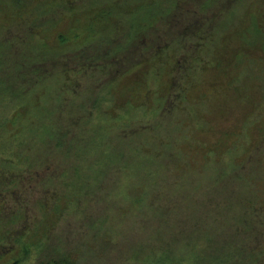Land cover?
I'll list each match as a JSON object with an SVG mask.
<instances>
[{
    "label": "rangeland",
    "instance_id": "rangeland-1",
    "mask_svg": "<svg viewBox=\"0 0 264 264\" xmlns=\"http://www.w3.org/2000/svg\"><path fill=\"white\" fill-rule=\"evenodd\" d=\"M202 1L154 0V10L166 6L174 12L168 17V29L139 31L131 39L125 31H121L125 33L122 36L116 26L110 25L105 27L103 37L85 45L90 52L65 56L62 67L72 73L61 85L64 90H58L67 100L57 91L63 79L58 71L34 82L23 95L33 113L50 108L57 115V103L61 102L65 108H75L76 113L84 112L85 121L67 125L90 124L97 132L101 125L89 110L93 101L87 93L88 99H84L78 92L89 88L95 97L102 89L112 90V111L117 109V114L106 112L116 124L88 156V165H81L87 167L84 174L90 170L99 174L103 167L91 164L100 159L103 164L109 163L106 151L111 153L112 162L95 185L96 194H85L76 216H63L57 228L51 229L44 250L32 248L19 264L42 263L49 251V257L72 256L75 264H141L147 249L167 242L172 243L173 259L180 258V264H191L193 252L199 262L207 264L218 252L224 253L223 248L237 249L232 239L236 238L237 227H242L235 224H241L240 213L246 207H260L261 226L253 227L251 233L261 230V234L259 240L255 237L249 241L242 229L241 241L235 243L242 246L241 251L259 246L264 253V0H215L201 9ZM4 2L16 7L0 19V35L27 32L29 19L33 23L49 20L51 12L61 6L98 8L103 2L110 8L121 7L112 9L113 14L119 11L127 20L154 22L145 13L148 0H72V7L66 0ZM65 10L60 8L53 14L57 21L65 18ZM104 21L96 14V31ZM120 28L128 30L127 26ZM115 43L119 50H115ZM172 43L169 52L174 53L173 58L164 59L165 54L154 64L143 60L162 56ZM4 46L0 42V47ZM52 62L60 69L63 60ZM82 66L84 70L79 69ZM117 72L114 79L107 75ZM98 73L101 75L97 78ZM159 82L162 88L168 87L163 94ZM148 83L152 87L147 88ZM188 84L184 97L183 89ZM115 92L117 98H113ZM168 93L172 95L164 102ZM74 96L77 98H69ZM118 116L121 120H116ZM75 157L65 161L63 169H69L78 160ZM56 171L52 178L59 181ZM88 222L92 228L87 227ZM17 227L11 223L0 232ZM13 235L14 242L18 237ZM137 245H143L139 247L143 249L132 258L129 251ZM71 247L72 254L68 251ZM6 252L0 249L4 254L0 263ZM249 256L243 252L238 259H221H235L231 261L235 264L247 261Z\"/></svg>",
    "mask_w": 264,
    "mask_h": 264
},
{
    "label": "trees",
    "instance_id": "trees-1",
    "mask_svg": "<svg viewBox=\"0 0 264 264\" xmlns=\"http://www.w3.org/2000/svg\"><path fill=\"white\" fill-rule=\"evenodd\" d=\"M66 1L67 4L72 3L68 4L70 7L75 4L72 0ZM161 1L168 2V0ZM182 1L175 0L176 3ZM213 1L215 0H203L200 5L201 9L208 7ZM148 3L149 6L145 7V13L152 18L154 21L152 23L142 24L138 18L127 20L125 19L127 17L123 18L119 11L117 13L114 11L113 14L112 9L116 10L121 7L116 5L110 8L103 2L98 5L99 10L91 6L80 7V9L76 6H73V9L61 6L60 8L67 9L65 10L64 19L57 21L53 16L60 9L58 7L51 12L49 20L42 18L41 23L39 20L33 23L29 19V27H26L27 32L18 30L10 35H0V42L5 45L0 47V229H3L5 225L9 227L11 223L15 226L18 224V227L13 230L0 232V249L8 250L4 262L0 264H19L28 256L32 248H34L33 250H44L46 246L45 239L50 236L51 229L57 228L63 216L70 213H74L76 216L81 198L88 192L89 195L96 194L95 185L102 180L108 164L112 162L111 153L106 151L109 163L103 164L100 159L91 164L103 167L99 174L96 171L91 172L90 169V173L84 174V169H87V167L81 166L88 165L86 162H90L91 159L88 156L99 148L101 142L106 138V134H110L112 125L116 124L106 114V112L112 111L113 108L111 104L112 90L104 91L102 89L101 93L95 97L91 96L89 88H84L81 92H78V95H81L84 99H88L87 93L93 101L94 106L89 110L94 113L97 122L101 125L100 130L97 132L90 124L79 127H69L67 125L68 122L73 125L77 123L78 125L81 121H85L84 112L76 113L75 108L70 109V106L65 108L61 102L57 103L58 108L55 107L60 112L57 115L52 113L50 108H46L40 114L33 113L31 105L22 99L23 95L26 94L34 82L54 71H58L61 72L63 79L57 91L61 97L64 96L61 92L64 90L61 85L66 83L65 79H68L72 73L70 68L62 67L66 63L65 56L74 55L77 52L83 54L84 52H90L85 45L93 42L94 39L96 41L98 37H103L106 33L105 27L116 26L117 31L122 36L125 33H121V31H125L131 39L138 36L139 31H147L154 27L155 29H168L170 22L168 17L174 15V12H170L171 8L161 6L160 9L157 8L159 10H154L153 7L156 5L154 0H148ZM8 5L10 4L2 0L0 19L4 20L5 16L9 15L8 9L14 10L16 7V4L12 5V8ZM96 14L105 20L99 27L100 31H96L93 22ZM120 26H127L128 30H121ZM80 30L83 32H80ZM97 32L100 33L96 34ZM26 41L29 43L28 45ZM22 44H25V46L22 47ZM171 45L173 43L168 44L167 49L163 50L164 54L162 56L151 55L149 59L145 57L143 60L154 64L158 60L162 61L165 54L167 56L164 59L173 58L171 54L174 53L169 52ZM114 48L119 50L120 46L115 43ZM57 59L63 60L62 65L59 66L60 69L54 67L52 62ZM106 59L110 60V57ZM109 63H111V60ZM81 68L84 70L85 66L79 67V69ZM119 73H108L107 75L109 78H115ZM99 75L101 74H95V77L98 78ZM59 87L62 90H58ZM149 87L152 86L148 83L147 88ZM188 87L189 84L184 86V97H186ZM167 88H162V83H160L162 94L167 91ZM145 92L144 90L143 94ZM177 92L180 93V91ZM114 94L113 98H117L118 93L115 92ZM170 95L172 93L166 94L164 102L168 97V100L170 99ZM62 98L67 100V97ZM69 98L74 99L77 96ZM106 102L107 106L104 107ZM116 110L112 112L117 114ZM116 120H121V117L118 116ZM56 128H58V131ZM76 142L78 144H75ZM63 154H65L64 157ZM107 154H104L103 158H107ZM74 156L78 160L72 163L69 169H63V163L69 159L72 160ZM83 158L86 160H83ZM50 164L54 165L56 170H59V181H54L52 178L55 177L57 171L53 170ZM10 198L11 201L7 202ZM259 208L246 207V210L240 213L241 224H235V226L242 227L243 232L250 239L249 241H254L255 237L259 240L257 236L261 234V230L259 233L256 231L255 235L251 233L254 230L253 227L261 226L259 224L261 220ZM253 215L255 220L252 219ZM5 220L9 222L6 223ZM33 222L36 223V226H33ZM86 225L89 228L93 227V224L91 225L89 222ZM37 226L41 227L38 232L34 230ZM242 229L237 227L236 238L233 237L232 239V244L234 243L237 249L227 246L228 250L223 248L225 254L221 251L218 252L214 261L207 264H231V261L235 259L228 262L221 258L235 257L238 259L243 252L244 254H250L247 257L248 260L244 262L237 261L235 264H264L261 262L264 259V253L262 249H259V246H253L249 251L246 248L241 251L242 246L239 248V245L235 243V240L241 241ZM13 233L18 237L14 242L19 243V246H16L13 242ZM67 234L69 233L67 232ZM242 241L244 243V239ZM83 243L84 241L81 245ZM171 244V242H167L160 245L161 248L156 246L147 249L141 264H180V258L176 261L173 259ZM30 246L33 247L30 248ZM142 246L137 245L136 248H132L129 255L132 258L135 257L134 253H139L143 249L139 247ZM197 249L194 248L196 253H198ZM68 251L72 254V247ZM231 251L232 253H230ZM51 253L50 251L48 254L45 253L40 261L43 264H75L71 255H69L70 258L65 255L49 257ZM193 253L191 264H205L202 261L199 262ZM2 256L4 254H0V257ZM121 264H124L123 261Z\"/></svg>",
    "mask_w": 264,
    "mask_h": 264
}]
</instances>
